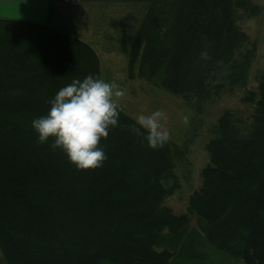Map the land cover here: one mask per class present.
<instances>
[{
  "label": "trees",
  "instance_id": "1",
  "mask_svg": "<svg viewBox=\"0 0 264 264\" xmlns=\"http://www.w3.org/2000/svg\"><path fill=\"white\" fill-rule=\"evenodd\" d=\"M140 11L123 35L130 78L142 79L201 113L245 91L256 43L240 22L253 0H82ZM54 5L49 7V17ZM128 30V28H127ZM207 51L210 59H202ZM101 77L85 41L28 21L0 19V253L5 264H171L207 241L244 264H264V75L242 101L247 118L223 112L205 149L201 185L186 214L165 202L178 189L186 145L152 149L123 111L100 147L107 159L77 170L32 121L73 80ZM197 218L190 228L189 216ZM197 237L194 236V234Z\"/></svg>",
  "mask_w": 264,
  "mask_h": 264
},
{
  "label": "rangeland",
  "instance_id": "2",
  "mask_svg": "<svg viewBox=\"0 0 264 264\" xmlns=\"http://www.w3.org/2000/svg\"><path fill=\"white\" fill-rule=\"evenodd\" d=\"M82 0H56L50 17L34 14L38 7L26 2H9L7 20L45 21L49 27L77 37L90 44L100 60L101 79L115 82L126 90L121 100L123 112L136 121L140 114H150L155 110L164 111L168 119L166 127L170 131V141L177 146H187L188 154L183 162L177 163L175 174L178 176L179 189L165 202L176 215L186 214L189 196L201 185L200 174L209 159L205 149L211 129L220 115L231 111L235 116L247 118L253 106L242 101L247 91H256L258 80L264 75V0H253L260 11L256 17L243 20L240 26L252 42L256 43L257 54L250 69L245 91L236 95L224 96L214 105L207 106L197 113L184 105L180 99L154 87L148 82L130 78L128 73L127 52L129 45L122 41L123 35L132 33L135 19L140 11L131 5L118 3L81 2ZM48 18V19H47ZM128 28V30H127ZM188 122H183V117ZM190 228H196L197 218L189 216ZM194 234V233H193ZM194 234L195 237H197ZM199 237V236H198ZM197 237V238H198ZM0 264H5L0 253ZM171 264H244L228 257L211 245L204 235L199 241L176 257Z\"/></svg>",
  "mask_w": 264,
  "mask_h": 264
},
{
  "label": "clouds",
  "instance_id": "3",
  "mask_svg": "<svg viewBox=\"0 0 264 264\" xmlns=\"http://www.w3.org/2000/svg\"><path fill=\"white\" fill-rule=\"evenodd\" d=\"M202 59H210L207 51ZM126 90L115 82H107L92 75L82 81L73 80L61 88L51 100L50 110L33 119L32 128L38 134V142L44 144L50 139L53 149H61L70 164L77 170H94L102 167L107 159L100 147L101 139H107L110 129L118 127L119 113L123 110L121 100ZM168 116L162 110L136 117L133 127L136 135H147L144 139L152 149L164 147L170 139V131L165 125ZM187 123L188 118L183 117Z\"/></svg>",
  "mask_w": 264,
  "mask_h": 264
},
{
  "label": "crops",
  "instance_id": "4",
  "mask_svg": "<svg viewBox=\"0 0 264 264\" xmlns=\"http://www.w3.org/2000/svg\"><path fill=\"white\" fill-rule=\"evenodd\" d=\"M9 2H26L27 5H34V7H38L37 9L33 10L32 12H34V14H39L42 17L46 16L49 17V7L51 6V4L53 5L56 0H0V19H8L9 17H7L8 14V10H6L5 6L6 3ZM48 19V18H47ZM15 20V19H14ZM19 21H28L29 20H19ZM30 22H41V23H45V21H37V20H30Z\"/></svg>",
  "mask_w": 264,
  "mask_h": 264
}]
</instances>
